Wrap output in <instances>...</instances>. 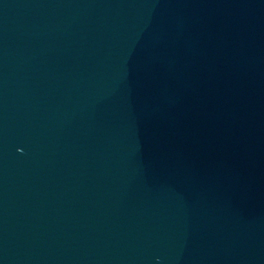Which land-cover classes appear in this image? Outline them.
<instances>
[{"label": "water", "instance_id": "obj_1", "mask_svg": "<svg viewBox=\"0 0 264 264\" xmlns=\"http://www.w3.org/2000/svg\"><path fill=\"white\" fill-rule=\"evenodd\" d=\"M0 264H264V0H0Z\"/></svg>", "mask_w": 264, "mask_h": 264}]
</instances>
